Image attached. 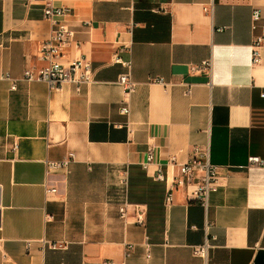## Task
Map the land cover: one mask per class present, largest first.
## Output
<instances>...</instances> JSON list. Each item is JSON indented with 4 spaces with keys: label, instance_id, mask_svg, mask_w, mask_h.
<instances>
[{
    "label": "crops",
    "instance_id": "0c3cea01",
    "mask_svg": "<svg viewBox=\"0 0 264 264\" xmlns=\"http://www.w3.org/2000/svg\"><path fill=\"white\" fill-rule=\"evenodd\" d=\"M51 2L74 31L61 61L85 58L93 77L51 91L23 79L43 65L36 53L52 24L45 0H0V264H264V167L246 166L248 156L264 159V0ZM254 8L259 64L250 60ZM114 53L130 61L129 95ZM204 60L207 68L190 70ZM194 147L219 168L217 190L206 208L184 188L164 206L166 183L152 175L159 169L170 183ZM68 152L46 200L45 160ZM205 243L206 258L194 255Z\"/></svg>",
    "mask_w": 264,
    "mask_h": 264
},
{
    "label": "built area",
    "instance_id": "2783aa9c",
    "mask_svg": "<svg viewBox=\"0 0 264 264\" xmlns=\"http://www.w3.org/2000/svg\"><path fill=\"white\" fill-rule=\"evenodd\" d=\"M205 12L211 11V6L204 8ZM66 9L64 7L54 6L51 0H45L43 15L52 24V29L48 36L40 43L36 53V58L43 62V65L31 69L26 68L23 72L22 78L25 80H39L48 86V89L57 90L60 86L67 81L74 83L75 88L78 90L80 85L91 81L93 77V70L89 60L85 58H76L67 62H62L61 59L64 55V48L72 41L74 31L68 26L66 22L58 17L64 16ZM260 20V11L254 8L251 12L250 29L253 32L250 44V60L252 64L261 63V47L263 43V36L256 33L258 22ZM226 27L221 26L218 30H224ZM112 62L120 64L127 68V72L119 74L117 81L121 85L126 95L131 94L135 90L136 83L132 80L130 72L129 60H122L117 53L112 56ZM209 66V61L204 60L198 65L190 67L191 71L205 69ZM4 79L10 81V89H15L16 79L11 78L7 73L3 75ZM152 83L165 84L164 79L160 76H153L149 79ZM128 106L123 105L120 107V113L123 115L128 114ZM16 145L13 146L15 148ZM74 156L72 152H68L64 157L59 160H45V181L44 193L46 200L50 199L52 195L58 192L56 182L52 176L57 172H65ZM154 159V146L148 145L146 150L145 159L142 162V167L148 169V166ZM247 167L262 166L264 167V159L259 156H248ZM155 181L165 182L166 189L163 196V204L167 206L173 201V191L178 188H184L186 195L189 199L200 203L204 208L208 206V199L211 193L215 192L218 188L220 174L219 168L212 164L209 160L207 150L192 148L187 160L183 163L177 164V174L174 176L170 183L167 182L166 176L156 170L152 175ZM121 184L124 187L126 196L127 191V176L124 173ZM119 218L126 221L128 219V210L126 200L118 207ZM46 221L51 219L49 214L45 215ZM134 222L136 224H143V214L135 212ZM30 243L26 242V247L29 248ZM50 247L53 249L63 248L64 245L51 243ZM209 245L207 243L201 246H194L193 254L201 258H206ZM148 256V255H147Z\"/></svg>",
    "mask_w": 264,
    "mask_h": 264
}]
</instances>
